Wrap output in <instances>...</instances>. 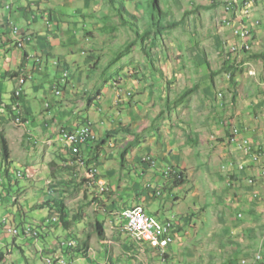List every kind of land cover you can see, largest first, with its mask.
<instances>
[{
    "label": "rangeland",
    "instance_id": "1",
    "mask_svg": "<svg viewBox=\"0 0 264 264\" xmlns=\"http://www.w3.org/2000/svg\"><path fill=\"white\" fill-rule=\"evenodd\" d=\"M30 1H32V6H36V8L33 11L29 10L30 13L28 18L24 13L22 15L20 10L23 11L22 8L29 4ZM109 1L110 0H14L13 6L15 7V11L11 12L9 9L7 10L5 6L6 0H0V38L3 36L5 39L9 36L15 37V32L13 33L15 26L19 27L21 33L22 31H27L29 33H35L36 35L42 34L44 31H55L58 27V23L62 29L65 27L71 28L76 31L78 35L77 37V35L74 34V39L78 38L79 41L74 44L75 41L71 40L74 42L73 44L66 43L61 45L62 47H59V51L57 50L56 54L61 52L68 56L72 80L75 81L74 85L81 93V96L76 98L82 97L87 99V97L93 94V91L98 92L106 87L105 90H108V93L106 91V96L99 104L104 114L111 115L114 113L121 116L120 114L122 111L123 116H127L126 108L123 109L122 107V110L118 108L120 105L117 101L119 92L123 91V87L131 82L135 84V87L128 91L132 93L130 98H132V100L135 99L136 102L143 101L147 96L142 98L140 91L141 85L139 88L138 84L141 83L145 85L146 83L151 84L153 82L152 80H154L153 78L155 77L152 76L151 71L154 66L160 70L157 71V78H166L169 81H173L172 83L177 82L175 86H172L175 88L174 91H177L172 94V99L182 94L186 88H192L197 83L200 84L199 89L192 92L190 95V99L192 100L191 103L193 105L195 104V106H199L198 112L193 109L187 113L190 118L189 120H192L191 123H195L197 117L205 115L211 116L212 111L217 118L222 117V119H218L219 122L231 120L234 125H239L244 129H254L249 131V136L251 137V135H254L255 139L260 140L264 149V56H253L255 54H264V0H253L254 6L252 14L254 18L260 20L261 23L255 26L251 42L252 49L250 52L234 50L232 55V62L235 60V63L231 65V67H235V69H232L234 72V79L237 81L236 85L233 78L227 76L224 59H226L227 50L230 49V42L236 41L233 28L235 22H238L239 19L235 20L233 14L226 11L234 10L233 8H228L227 2L225 3L223 0H159L160 6H162L164 10L169 11L167 20L170 22L178 21V25L164 30L162 35H158L159 38L153 33L144 39V41L141 39V41L135 42L134 40L137 38L135 28H133L131 24L127 26L121 24V19L116 9ZM215 1L217 4L213 5ZM121 2L124 3L132 14L136 15V19H134L125 14V18L128 19L130 23L138 24L140 33L145 32L150 27V10L147 8L148 0H119L117 7H121ZM29 6H27V8ZM37 7L41 8L37 9ZM52 9L57 12L56 20L51 19L50 14L51 12L53 13V11H51ZM154 13L158 14L159 11L156 9ZM85 14H90L86 21V18H84L86 17ZM106 16H109L108 20H106ZM7 17H10V19ZM227 18H230L232 22L228 23L226 21ZM85 23L90 30L87 34H85ZM104 24H110L114 29L108 27V30H103ZM89 33L92 34V37ZM61 36L64 37L66 35L62 33ZM128 44H133L129 47L130 50H126ZM143 48H146L148 52L151 53V62L148 61ZM77 56H80L81 62L76 60ZM206 57L211 59V64H209ZM192 58L198 60L197 67L199 68L190 72L187 71L185 67L183 68V66L188 64V62L185 63V61H189ZM227 59L229 60V57ZM211 69H220L219 73H221L214 79L211 74ZM175 70H179L180 75H177L178 78L172 77ZM49 71L50 75L46 80L48 79L49 84H53L56 77L59 75V71L56 67H50ZM108 75L109 77H115L116 81L114 82L111 79L109 83L106 78ZM149 78L152 80L150 81ZM166 84L167 82L163 81L159 83L155 91H151L153 97L144 104V109H141V112L143 110L147 117L145 120L138 122L136 126L132 124V129L139 130L141 125L146 124L148 129L146 132L141 133L144 135L145 133L147 135H151L152 133H155L154 135H159L158 131L163 123V119L160 118L159 114L161 109H164L165 103L169 100V96L171 95V91L168 90L170 88H167ZM68 88V90L64 91L63 97L73 100L74 94L72 90L74 87L70 86ZM86 88L91 90L90 94L84 92ZM164 88L166 89L162 92ZM48 89L51 90V87ZM135 89L137 90L136 92ZM146 91L148 90L145 89L143 92ZM163 93L166 99L161 98ZM219 94L223 95L220 96ZM121 98L122 97H119V99ZM114 99H116L115 103H113ZM71 102L75 107L73 111L70 112L74 115V111L77 110L78 106H82L83 103L78 102V106L76 107L77 104L73 101ZM202 103L208 107L206 112H204L205 114L200 112L204 109ZM111 105L114 107V110L110 107ZM85 107L86 105L83 106V109ZM84 111H87V109L78 112V115L86 113ZM89 114L90 119L94 121L95 115L92 111ZM165 116L168 119L165 124L169 122V125H167L169 128L171 123L180 121L175 120L178 118L176 117V113L174 116H172L171 113H167ZM171 116L172 118L170 119ZM151 124H154L152 128ZM165 124L163 127H166ZM177 126L176 129L179 130L180 127ZM17 127L18 128H16L14 124H10L6 127V137L12 155L10 167L12 168L11 176L14 179V186L11 187L6 179V181L3 182L6 183L7 190L3 192V188L0 187V195L3 198H0V223L3 218L8 217L10 221L15 219L19 224L22 219L25 218L24 215H26L27 223L36 227L49 213L48 209L34 207L35 204L47 198L44 189L48 191L49 187L46 183L49 181L51 183L55 182V175L57 174L58 176L56 178L58 180L62 178L72 179V174L64 170H62L61 173V171L57 169V165H54L52 162H48L50 164L49 168L45 162L39 161V164L37 162H35V164L36 168H38L37 173L41 174V177L38 176L35 180L33 176L36 175L33 173L30 174L29 172L27 173V177H18V172L25 169L23 165L26 163V159L25 151L21 147L24 137L21 131L22 127ZM221 129H223V131L225 129L222 124ZM247 129L244 130L246 132L242 134L243 137H246L247 134L245 135V133H248ZM96 133L98 137L96 142L98 143L100 142L99 135L103 136L104 130L101 132L96 131ZM193 135H195V133H193ZM175 139L177 138L175 137ZM218 141V143H220V139ZM112 142H115V145L109 150L106 148L99 159L93 161L102 162L110 151L114 152L115 159L111 165L113 168L117 169L118 172H121V167L123 165L122 151L125 150V147L119 139L118 141L114 139ZM124 145L126 146V142ZM184 145H186V142ZM191 147L194 148L193 146ZM38 154V157L42 156L41 153ZM169 160L173 162L172 159ZM199 163H201V161H199ZM215 163L218 162L216 161ZM105 164L110 163L106 162ZM5 165H7V163L4 161L3 152L0 147V176L4 173ZM130 165L131 164H129L127 168L134 173V169ZM200 165L201 164H197L193 166L195 167L194 169L190 170V181H187L185 184L187 189L192 188L193 185L198 182H202L206 190L210 187L211 189L215 187L207 183L209 176L206 174H208L209 167H201ZM217 165L219 166L220 164H216V167ZM214 167L215 165L212 166V169H214ZM53 169H56L55 175L53 174ZM78 173L85 175V171L83 170H79ZM135 176L136 175H133L134 178ZM42 178L43 181L41 182ZM214 182L216 185L221 183H219L217 179ZM221 184L227 188L225 182ZM84 187L85 185H83V188ZM71 188L72 185L68 189L70 190ZM83 188L81 185L78 189H72V192L64 194L57 192L59 196L64 195L70 214L75 213L76 215L80 209H84L83 213L86 212V216L75 222V224L74 222L72 223L73 229L71 232L66 230L63 231V229L60 228H54L56 235L61 233L63 239L72 238L75 235L79 238L77 245L84 240H88L93 250L91 251L92 255L88 258L90 262L87 264H101L97 261V257H99L101 251L104 252L106 244L108 249L107 255L112 258L113 264H161L158 249L137 246L134 245V243L131 244L132 242L127 239L130 237L126 234L125 236L127 238L118 240L116 234L111 231L110 224L107 225L108 238L105 241L106 244L101 246L95 227H93V223L97 219V214L94 211L95 207L91 201L88 200L89 195L88 198L85 196L86 193H90L89 190L87 189L85 192ZM261 197L263 204L264 192H261ZM18 199L19 202H16ZM181 211H183V208ZM185 211H188V209ZM262 211L264 212V205ZM74 216H72V218H74ZM262 216H264V213ZM152 219L156 218L152 217ZM260 220L264 223V217H261ZM119 221L124 223L125 220L120 217ZM20 231L22 234L21 226ZM205 232L209 234L212 232L211 228H208V225L206 228L203 227L199 235ZM55 237L54 235L49 236L46 240L49 244H53L56 241ZM12 240V235H7L0 239V247L10 243L9 249L11 251L14 250L13 254L8 253L6 255L5 263L16 260V264H27L26 257L18 246L12 245ZM26 242L29 241L24 240L23 237L18 239V244H26L29 246ZM41 242H43V239H41ZM39 244L40 243H34L32 244V248H24L26 255L30 257L31 264H44L40 255L36 252L35 246L39 249ZM5 250H7V248H5ZM77 258L78 260L75 264H83L86 261L85 258H80V260L78 255L75 259ZM227 263L228 262H226V264Z\"/></svg>",
    "mask_w": 264,
    "mask_h": 264
},
{
    "label": "crops",
    "instance_id": "2",
    "mask_svg": "<svg viewBox=\"0 0 264 264\" xmlns=\"http://www.w3.org/2000/svg\"><path fill=\"white\" fill-rule=\"evenodd\" d=\"M33 8H36V6H33ZM13 11H15V7L11 10V12ZM51 11H53L51 16L56 18L57 12L54 9ZM20 12L23 15V11L20 10ZM7 18L10 19V17ZM60 32L66 36L62 37ZM74 34L77 35L73 29L66 27L62 29L58 24L55 31H44L39 35L22 31V35H29L33 40L32 44H26L25 49L15 47V41H12L15 40V37L12 36L0 41V133L6 136V127L14 124L12 116L19 112H22V115L29 120V123L20 126L24 136L21 147L25 151L26 159L23 166H25L27 172L36 175L33 176L35 180L38 176L41 177V174L37 173L38 168L35 164V162L40 161L45 162L49 168L50 164L48 162H52L57 165V169L61 173L64 170L80 176L81 174L76 173L79 172L78 166L75 165V168L70 166L74 163L72 153L61 132L64 129L74 130L78 126L90 122L95 131L101 132L104 130V135H99L100 142H92L83 147V152L89 160H98L106 148L109 150L115 145V142H112L114 139L115 141L121 140L125 147V150L122 151L123 165L121 172H118L111 165L115 159L114 152L110 151L102 162L95 161L99 165L101 175L108 183L109 191L99 194V190L94 186H86L84 182L79 181L80 185H85L83 188L85 192L87 189L89 190L90 193H86L85 196L89 195L88 200L95 207L96 218L106 222L107 231V225L110 224L111 231L116 234V237H122V227L125 225V221L124 223L119 221L121 212L126 208L139 204L145 207L149 215L155 216L163 222L174 220L175 240L168 249L171 264H226V262L229 264L247 256L252 257V261H254V254L264 246V223L260 220L261 217H264L262 216L264 203L262 204L261 197V192H264V178L260 175L259 166L229 142L230 129L225 125L227 120L219 122L218 119H222V117L217 118L211 111V116L197 117L195 123H191L192 120H189L187 113L193 109L198 112L199 106L191 103L190 95L199 89L200 84L197 83L192 88H186L182 94L190 89H194V91L185 97L183 101H179L182 94H179L175 99L171 98L172 94L177 92L172 87L177 82L172 83L173 81L166 78H157V73H155L152 74L155 77L154 80L149 78L150 81H153L151 84H138L139 88L141 85L142 98L145 96L147 98H144L141 102L128 98L119 107L120 110H122V107L123 109L126 108L127 116H123L122 111L121 116L114 113L111 115L104 114L99 104L106 96V91L108 93V90H105L106 87L99 93L97 99L95 98L96 101L92 102H96L95 107L91 105L87 111H84L86 113L78 115V112L84 110L83 106L86 105L87 99L76 98L80 91L76 89L72 76L69 77L66 83L67 86H63L61 95H57L54 91V84L63 75V69L70 70L68 56L61 52L56 54V52L63 44H73L74 42L71 40H74V44H76L79 39H74ZM36 41H39L40 44L36 45L35 49L34 44H36ZM36 50L40 52L39 55H43H41L43 65H41L42 69H39L38 65V70L35 71L33 63L36 55L33 51ZM57 60L61 63L58 66L54 63ZM76 60L81 62L80 56H77ZM208 61L209 64L212 63L211 59H208ZM186 62L188 64H185L183 68L185 67L187 71L192 72L194 69L199 68L197 67L198 60L196 58ZM50 67H56L57 70L60 67L58 70L59 75L53 84H49L48 79L46 80L50 75ZM220 69H211L214 79L221 73H219ZM13 72L18 74L13 75ZM20 75H32L33 78L27 81L18 108L14 105L16 100L14 93L18 87V77ZM177 75H180L179 70H175L172 77L178 78ZM163 81L167 82L166 87L170 88L168 90L171 91V95L165 103L166 108L161 109L159 116L165 124L168 120L165 115L171 113L174 116L176 113L178 118L175 120L180 121L171 123L170 128L167 127L169 122L165 124L166 127H163L164 124L162 123L158 131L159 135H154L155 133L151 135L145 133L144 135L141 132H146L148 129L146 124L141 125L139 130L132 129V124L136 126L138 122L146 119L147 116L143 110L141 112V109H144V104L153 97L151 91H155L159 83ZM70 86L74 87L72 90L73 100L63 97L64 91L68 90ZM50 87L51 90L48 89ZM134 87L135 84L131 82L128 85L126 84L123 87L124 93L132 90V88L134 89ZM145 89L149 92H143ZM84 92L89 94L91 90L86 88ZM161 98H165L164 93ZM115 100L113 103H115ZM71 101L77 104L76 107L78 102L83 103L82 106L77 107L74 115L70 112L75 107ZM110 107L114 110L112 105ZM202 107L204 109L200 112H206L208 107L204 103H202ZM91 111L95 115L94 121L90 119L89 113ZM221 124L225 127V132L221 129ZM151 125L152 128L154 124ZM176 126L180 127L179 130L176 129ZM16 128H18L17 125ZM252 130L254 129H247L246 137L261 143L260 140L255 139L254 135L249 136V131ZM219 139L220 143H218ZM125 142L126 146L124 145ZM185 142L186 145H184ZM38 153H41L42 156L38 157ZM147 155L155 158L159 165L151 167L149 163L144 162L143 158ZM169 159H172L173 162ZM78 161L82 166L85 165L81 162L83 161L82 157ZM216 161L218 163H215ZM106 162L110 164H105ZM129 164L134 169V173L128 170L127 166ZM197 164H201V167H209L208 174H206L209 176L207 183L215 186L212 187L213 189L210 187L206 190L202 182L195 183L189 189L185 187L187 181H190V170L194 169L193 166ZM216 164L220 165L216 167ZM241 164L246 166L244 170L240 168ZM214 165L215 167L212 169ZM167 166H175L184 170L186 181L178 185L175 184L171 178L163 173ZM74 169H77V171L75 172ZM53 170L55 175L56 169ZM133 175H136L135 178ZM252 177L256 179V184L249 183L248 180ZM69 179L66 178L67 181ZM216 179L219 183L225 182L227 188L222 186L221 183L216 185L214 182ZM149 184L151 185L150 188L147 187ZM157 189L162 191L161 196L154 195ZM182 208L183 211H181ZM186 209L188 211H185ZM82 215V218L85 217L86 212ZM207 225L212 232L199 235L203 227L206 228ZM134 245L137 244L134 243ZM250 264L252 263L250 262Z\"/></svg>",
    "mask_w": 264,
    "mask_h": 264
},
{
    "label": "trees",
    "instance_id": "3",
    "mask_svg": "<svg viewBox=\"0 0 264 264\" xmlns=\"http://www.w3.org/2000/svg\"><path fill=\"white\" fill-rule=\"evenodd\" d=\"M118 1L119 0H110L109 2L116 9V11H117V13H118V15H119V17L121 19V24L123 26H127L128 24H131V26H133V28H135V32H136V36H137V38L134 40L135 42L136 41L137 42L138 41H141V39H143L142 41H144V39H146L147 37H149L153 33H155V36L157 38H159L158 35H162L163 32H164V30H166L167 28H172V27L178 25V23H179L178 21L170 22V21L167 20L168 17H169V11L168 10H164L162 8V6H160L159 0H148V5H147L148 7L147 8L150 10V17H149L150 18V22H149L150 23V27L145 32L140 33V30L138 28V24H136V23L135 24L134 23H130V21L125 18V14L133 17L134 19H136V15L132 14L126 8V6L124 5L123 2H121V7H117ZM13 4H14V0H6L5 6H6L7 10L9 9L11 11L14 8ZM214 4H217V2L215 1L213 3V5ZM7 5H9V7H7ZM12 6H13V8H12ZM27 6H29V9L27 8ZM40 8L41 7H38L37 9H40ZM34 9L35 8H33V6H32V1H30L29 4H27L25 6V8H22L23 13L28 18H29V13H30L29 10L33 11ZM156 9L159 11L158 14H155L154 13V11ZM51 14H53V13L51 12ZM89 15L90 14H85V16H86V17H84V18H86L85 21L88 19ZM51 19H55L56 20V18H54L53 16H51ZM108 19H109V16H106V20H108ZM108 27H111L112 29H114L113 26H110V24H108V25H105L104 24L103 30H108L109 29ZM89 31L90 30L88 29L87 24L85 23V34H87ZM3 34H5V33H3ZM89 34L92 37V34L91 33H89ZM3 39H4V36L0 38V41H3ZM34 39L36 40V38H34ZM12 41H15L14 42L15 43V47L20 48V49H25L26 44L27 43H31L32 44V41L33 40H32V37L29 36V35H21V36H15V40H12ZM39 44H40V42L39 41H36V44H34L35 49H36V45H39ZM132 45L133 44H128L126 50H128L129 47L132 46ZM143 49H144L145 55L148 58V61L151 62V60H150L151 53L148 52V50L146 48H143ZM33 52H34L35 55H37V57H36L37 59L35 58V62L33 63V68L36 71V70H38V65H39V69H42V66L41 65H43V63H42L41 60L43 58L42 57L43 55L42 54H41L42 56L39 55L40 52H38V50L33 51ZM246 52H250V51H246ZM253 56L254 57L255 56L256 57H261V56H264V54L263 55H261V54H255ZM227 65H228V63L226 61L225 62V67ZM232 68L235 69L234 66H232ZM152 69H153L151 71L152 74H155L154 72L157 73V71H160L158 68H155L154 66L152 67ZM228 69H229V67H228ZM17 74H18L17 72H15V73L13 72V75H17ZM69 76H71V74L67 75L66 78H68ZM63 77H64V75H62L59 78V80L57 81V84H62L63 83V81H62ZM31 78H33L32 75H25V80H29ZM106 78H107V80H108L109 83H110V80L111 79L114 82L116 81L115 80V77L114 78L113 77H109V75ZM232 78H233L234 83L236 85L237 84V81H235V79H234V72H233ZM66 86H67V84H66ZM101 91L102 90H100L98 92H96V91L93 92V93H95V98L98 97V95H99V93H101ZM192 91H194V89H190V90L185 91L182 94V96L180 97V100L179 101H182L185 97L189 96ZM119 93L120 94L124 93V89H123V91H121ZM76 96L77 97L81 96V93H78ZM94 101H96V100H94ZM92 102H93L92 95H90L89 97H87L86 107L84 108V110L89 109L91 105H94L96 103V102L95 103H92ZM228 124H231V123H228ZM236 128H239V127H236ZM229 129H230V132H229V135L228 136H233V130L234 129L233 128H229ZM241 129H244V128L240 127V130ZM249 141H251V143L253 144L252 153L253 152L258 153L261 156V159L263 160V161H254V163H256L257 166L260 167V175L262 176V171H263V168H264V149H263V146H262L261 143H258L255 140L249 139ZM253 141H254V143H253ZM0 147H1L2 152H3L4 161L7 163V166H9L10 163H11V157H12V155H11V149H10V145H9L8 139L5 136V134H3V133H0ZM72 158H73L72 161H74L76 159L75 156H72ZM81 162L82 163H85L84 160L81 161ZM75 165L76 164L73 163V165H70V166H72L73 168H75ZM245 168H246V166L244 165V169ZM74 171L76 172L77 169H74ZM76 173H78V172H76ZM182 173H184V172H182ZM71 174H72V179H69V181H67L65 178H62V179H59L58 180L56 178L57 175H55V182H52L51 183L49 181L48 183H46L48 185V187H49L48 188L49 189L48 191L46 189H44L45 190V193L47 194L46 195L47 198H45L44 200H42L39 203H37V204L34 205L35 208L36 207H41V208L48 209V211H49V213H48L49 215L48 216H45L43 218V221L48 220V223L43 222L44 223L43 225L38 224L40 233L44 237H46L48 235H51L52 234V230L54 228H61V229H63V231L64 230H66V231L67 230H70L72 228V223L73 222H76L79 218H82V216H83L82 214H83L84 209H80L79 212L76 215L74 214L75 215L74 218H72V216L69 218L68 215H67L69 213V209H68L67 204L65 202L64 195H60V196L57 195V192H60V193H63L64 194V193H67V192H72V189H78V187H80V183H79L80 176H78L77 174H74L72 172H71ZM25 175H26V173L24 174V177H27ZM5 177L8 180L9 185L11 187H13L14 186L13 180H12L13 177L11 176L10 170L7 167H6V170L4 171V173L2 174V177H1L0 180L6 181V180H4ZM262 177L264 178V176H262ZM251 179H254L252 184H256L257 183L255 181L256 179L254 177H252ZM3 181L0 182V187H2L3 188V192H5L7 190V185ZM42 181H43V179H42ZM82 181L85 182V181H88V179L87 178H83ZM185 181H186L185 178H182V179H177L176 178L175 184L178 185L180 183H184ZM71 185H72V188L69 190L68 188ZM86 197L88 198V195H86ZM0 198H2L1 195H0ZM16 202H19V199ZM24 216H26V215H24ZM6 224H11V225H16V226H21L22 227V225L24 223L23 222H20L18 224L15 221V219L10 221V219L8 217H5V218H3L2 222L0 223V229H3L4 230V227H5ZM93 227H95V230H96L97 235H98V237L100 239V242L103 243L104 241H106L107 240V235H106V230H105V222L104 221H101V219L98 218L93 223ZM46 233H49V234H46ZM61 236H62V234H59L58 235V239H60L59 237H61ZM165 236H168V237L172 236V230H170L169 233H167ZM118 239L119 240H122L121 237L118 238ZM9 244L10 243H8L6 245H3V247H0V264H16L14 260H12V262H10V263H5L6 262V253H5L6 250H5V248H8ZM90 246L91 245H90L89 241L84 240L79 245V247H78V252L80 253V255L84 256V258H85L89 254ZM72 249H73V247H72ZM106 249H107V244H106ZM106 249L103 252V255L104 256L107 255V251L108 250H106ZM260 250L264 251V246H262V248ZM26 260H28L27 257H26ZM112 262H113V260L111 259V261H109V264H113ZM27 264H29V263H27Z\"/></svg>",
    "mask_w": 264,
    "mask_h": 264
},
{
    "label": "clouds",
    "instance_id": "4",
    "mask_svg": "<svg viewBox=\"0 0 264 264\" xmlns=\"http://www.w3.org/2000/svg\"><path fill=\"white\" fill-rule=\"evenodd\" d=\"M256 19V18H255ZM257 20V19H256ZM260 21V20H259ZM261 22V21H260ZM15 28H18V30H19V32H18V34H15L14 33V29ZM14 29H13V33L16 35V36H21L22 35V33H21V31H20V29H19V27H15ZM36 58V57H35ZM236 58V57H235ZM37 59V58H36ZM224 61L226 62L227 61V63H228V65L226 66L227 68H226V72H227V76L228 77H232L233 76V69H232V67H231V65H233L234 63H235V60L233 61V62H231V61H229L228 59H227V57H226V59H224ZM54 63H55V65L56 66H58V65H60L61 63L57 60V61H54ZM228 67H229V69H228ZM59 68L60 67H58V70H59ZM64 72H66L67 73V75H69L70 74V70L69 69H63V75H64ZM229 73H231V76L229 75ZM70 77V76H69ZM69 77L68 78H66L65 77V79H64V77H63V79H62V81H63V83L62 84H54V91L56 92V94L57 95H61V93H62V88H63V86H65L66 85V83H67V81H68V79H69ZM21 79H23L24 80V83H21L20 81H21ZM27 81L28 80H25V75L23 76V75H20L19 77H18V87L16 88V90H15V106L16 107H20V104H19V102H20V99L22 98V96H23V94H24V91H25V88H26V85H27ZM61 81V80H60ZM57 90H59L60 91V94H58L57 93ZM94 92V91H93ZM92 92V93H93ZM119 95V97H122L121 99H119V97H118V99H117V101H118V104H120L119 105V107L120 106H122L123 105V103L126 101V100H128V98H130V96L132 95V93L131 92H126V93H122V94H118ZM220 96H222L223 94H219ZM92 99H93V101L95 100V93H93L92 94ZM95 103V102H94ZM92 107H94V105H92ZM118 107V108H119ZM12 121H13V123L15 124V125H17V126H22V125H25V124H27V123H29V120L28 119H26L23 115H22V112H19V113H17V114H15V115H13L12 116ZM228 123H231V124H228ZM225 125L226 126H228L229 128H235V127H239V129H240V126H238V125H234V123H232L231 122V120L230 121H226L225 122ZM83 126H89L90 128H91V130L93 131V133H94V135H95V138H93V139H89V140H87L86 142H84V143H82L81 144V146H80V148H81V151H80V156L82 157V158H84V160H85V162H86V166L85 167H83V166H81V165H79L78 163H77V159H78V156H76L74 153H73V151H72V149H71V147L68 145V143H67V141H66V145L69 147V149H70V151H71V153H72V156H75L76 157V159L74 160V163L78 166V168H79V170H83V171H85V175H83V174H81L80 175V180L79 181H81V182H83L82 181V179L83 178H87L88 179V176H87V173L88 172H86V171H88L92 166H97L98 167V169H99V177H101V178H103L105 181H106V179L101 175V172H100V168H99V165H98V163L97 162H95V161H91V160H89V158L84 154V152H83V147L85 146V145H89L90 143H92V142H96L97 141V139H98V137H97V133H96V131L94 130V128L92 127V125H91V123L90 122H88V123H85V124H83V125H81V126H78L76 129H74V130H63L62 132H61V134H62V136H63V139H65L66 140V137H65V134H72V133H75L78 129H80L81 127H83ZM245 131H244V129H241V133L243 134ZM230 137L231 136H228V139H229V142L231 143V144H233V145H235L234 143H232L231 141H230ZM244 138H247V139H249L248 137H244ZM236 146V145H235ZM237 147V146H236ZM238 149V148H237ZM239 150V149H238ZM241 152H243L242 150H240ZM244 153V152H243ZM245 154V153H244ZM246 155V154H245ZM246 156H248V155H246ZM148 157H151V158H153L152 156H150V155H147V156H145L144 158H148ZM249 158H251L252 159V157L251 156H248ZM144 158H143V161H144ZM153 159H155V158H153ZM156 160V159H155ZM253 160V159H252ZM157 161V160H156ZM261 161H263L262 159H261ZM144 162H146V163H149L150 164V166L151 167H156V166H152L151 165V163L150 162H147V161H144ZM158 162V161H157ZM254 162V161H253ZM11 165V164H10ZM10 165L9 166H7V165H5L4 166V171L6 170V167L7 168H9V170H10V173L12 174V168L10 167ZM159 165V164H158ZM157 165V166H158ZM241 166H243V168H241ZM168 167H172L173 169H175V170H178L180 173H181V175H182V177L181 178H177V179H182V178H186V176H185V172H184V170H181V169H179V168H177V167H175V166H167V167H165V169H164V171L166 170V168H168ZM240 168L242 169V170H244V164H241L240 165ZM164 171H163V173H164ZM182 172H184V173H182ZM26 173V175L25 176H28L27 175V170L26 169H24V170H22V171H19L18 172V177H24V174ZM23 175V176H22ZM1 177L2 176H0V179H1ZM167 177H169V178H171L172 180H173V182L175 183V181H176V178H173L174 176L172 175V176H167ZM262 177V176H261ZM251 178H249V180H250ZM4 180H6V177L4 178ZM12 180H13V184H14V179L12 178ZM248 180V181H249ZM1 181H3V180H0V182ZM249 183H250V181H249ZM84 184L86 185V186H94L96 189H98L99 190V194H104L105 192H107V191H109V186H108V183H107V181H106V187H107V190H105V191H101L100 190V188H99V185L97 184V183H92V182H90L89 181V179H88V181H85L84 182ZM252 184V183H251ZM81 186V185H80ZM147 187H149V186H147ZM151 187V186H150ZM149 187V188H150ZM82 188H83V186H82ZM158 190H160V189H157V190H155V192H154V195L155 196H157V194H156V191H158ZM161 191V190H160ZM161 195H162V191H161ZM161 195H159V196H161ZM136 206H142L144 209H145V207L143 206V205H135V206H133V207H130V208H134V207H136ZM126 209H129V208H126ZM126 209H124V210H126ZM123 210V211H124ZM122 211V212H123ZM145 211H146V209H145ZM122 212H121V218L123 219V217H122ZM147 212V211H146ZM148 213V212H147ZM74 214L75 213H73V214H70V212L67 214L68 215V217L70 218L71 216H74ZM49 215V214H48ZM47 215V216H48ZM155 217V216H154ZM157 218V217H156ZM56 219V218H55ZM158 219V218H157ZM79 220H81L80 218L77 220V221H79ZM124 220V219H123ZM158 220H160V219H158ZM76 221V222H77ZM161 221V220H160ZM170 221H172L173 222V225H174V228H173V230H172V236L174 237V230H175V223H174V220H170ZM21 222H23L24 224L22 225V234H21V231H20V226H16V225H11V224H6L5 225V227H4V230L3 229H0V239H2L3 237H6L7 235H12L13 236V240H12V245L13 246H18L19 247V249L22 251V253L24 254V256L25 257H27L28 258V260H27V263H29V264H31V262H30V257H28L27 255H26V253H25V249L24 248H32V244H34V243H40L39 244V249L35 246V248H36V252H38L37 254L38 255H40V258L42 259V261L44 262V264H75V262L78 260V258L77 259H75V257L78 255V257H79V259L81 258H84V256H82V255H80V253L78 252V247H79V245L81 244V243H79V245H77L78 244V241H79V238L77 237V236H75L74 234V237H72V238H66V239H63L62 238V236L60 237V239H58V235L59 234H57L56 235V233L55 232H53V231H55L54 229L52 230V234L51 235H48V236H46V237H44V236H42L41 235V233H40V230H39V226H36V227H33L32 225H29L28 223H27V221H26V216H25V218H23L22 219V221ZM43 222H45V223H48V220H46V221H41L39 224L40 225H43L44 223ZM163 222V221H162ZM126 223V222H125ZM74 224H75V222H74ZM125 226V225H124ZM124 226L122 227V239H125V238H127L126 236H125V234H124ZM10 228H12V229H14V230H17V233H12V232H9V229ZM61 229V228H60ZM73 229V226H72V228L70 229V230H67V231H70L71 232V230ZM105 230H106V235H107V229H106V226H105ZM59 232V231H58ZM57 232V233H58ZM51 233V232H50ZM97 233V232H96ZM46 234H49V233H46ZM61 234V233H60ZM56 236L55 237V239H56V241L53 243V244H49L48 243V241L46 240V238L47 237H49V236ZM21 237H23L24 238V240H26V241H29V242H26L29 246H27L26 244H18V239L19 238H21ZM99 238V237H98ZM107 238H108V236H107ZM119 238H120V236H119ZM41 239H43V242H41ZM118 239V238H117ZM127 239H129V238H127ZM119 240V239H118ZM130 240V239H129ZM174 240H175V238H174ZM174 240L171 242V244L170 245H168L167 247H160V246H154V245H152V244H150L149 242H138V241H136V240H134V239H131L130 241L132 242V244L133 243H135V244H137L138 246H143V247H150V248H155V249H158L159 250V256H160V260H161V263L162 264H171V262H170V260H171V256H170V254H169V252H168V249H169V247L172 245V243L174 242ZM88 241V240H87ZM135 241V242H134ZM103 244L105 245L106 244V242L104 241L103 243L101 242V246H103ZM91 245V244H90ZM9 246H10V244H9ZM9 246H8V248H7V250L5 251V253H6V255L8 254V253H11V254H13L14 253V250H10L9 249ZM72 247H73V249H72ZM93 250V247L92 246H90V249H89V254L85 257V263H83V264H87L88 262H90V260H88V258H89V256L90 255H92V251ZM106 250H108V249H106ZM108 252V251H107ZM74 259H75V261H74ZM80 259V260H81ZM96 259V258H95ZM111 257L109 256V255H106V256H104L103 255V252L101 251L100 253H99V257H97V261L99 262V263H101V264H109V261H111ZM37 260V259H36ZM241 260V259H240ZM239 260V261H240ZM15 262H16V260H14ZM92 263V262H91ZM111 263V262H110ZM113 263V262H112ZM231 263V262H230ZM229 263V264H230Z\"/></svg>",
    "mask_w": 264,
    "mask_h": 264
},
{
    "label": "built area",
    "instance_id": "5",
    "mask_svg": "<svg viewBox=\"0 0 264 264\" xmlns=\"http://www.w3.org/2000/svg\"><path fill=\"white\" fill-rule=\"evenodd\" d=\"M223 2L234 3V10H225L228 13L233 14L235 20L239 19L238 22H235V26L233 28L236 41L230 42V49L227 50L226 54V57H229V61L232 62L234 50H243V52H246L252 49L251 42L255 26L259 25L261 22L256 20L252 14L254 6L253 0H223ZM230 20V18L226 19L228 23L232 22ZM14 32L15 34H18V28H15ZM229 75L231 76V73H229ZM66 76L67 73L64 72V79ZM57 93L60 94V91L57 90ZM80 130H83V137H80V139H71V146L74 150H77V145L79 142H86L87 140L94 138V133L89 126H83L80 128ZM230 141L234 143L239 150H242L246 155L251 156L253 161H261V156L258 153H252L253 144L251 141H249V139L242 136L241 130L239 128H234L233 136L230 137ZM144 161L150 162L152 166L158 165V162L151 157L144 158ZM241 168H243V166H241ZM91 169L94 173V166H92ZM164 174L166 176L173 175V178L182 177L181 173L172 167L166 168ZM262 176H264V168L262 171ZM100 179L102 180V191L107 190L106 181L101 177ZM249 181L250 183H253V179H250ZM148 186L150 187L151 185L149 184ZM156 194L157 196L161 195V191H156ZM124 220L126 222L125 224L133 225L139 228V233H141V230H148L152 244H157L160 247H165V245H163L164 230H173L174 228L173 222L170 220L162 222L158 219L145 218V209L139 214L124 218ZM9 232L17 233V230L10 228ZM255 254H259V261H252V257L247 256L242 258L240 261L232 262H238V264H242L243 261H251L252 264H264V251L260 250Z\"/></svg>",
    "mask_w": 264,
    "mask_h": 264
},
{
    "label": "bare ground",
    "instance_id": "6",
    "mask_svg": "<svg viewBox=\"0 0 264 264\" xmlns=\"http://www.w3.org/2000/svg\"><path fill=\"white\" fill-rule=\"evenodd\" d=\"M227 3H228V8H233L234 9V3L233 2H227ZM7 7H8V5H7ZM20 82L24 83V80H22ZM65 137H66V141H67L68 145L71 147L73 153L76 156H78L77 163L79 165H81L78 160L81 157L80 156V151H81L80 146L84 142H79V144L77 145V150H74L72 148V146H71V139H80V137H83V130L78 129L75 133L65 134ZM94 138H95V135H94ZM82 159L84 160V158H82ZM84 162H85V160H84ZM85 166H86V162H85V165L83 167H85ZM87 172H88L87 176H88L89 181L92 182V183H97L99 185L100 190L102 191V180L99 177V169H98V167L96 165L94 166V173L92 172L91 168ZM143 211H144V208L142 206H136L134 208H129V209L123 211L122 212V217H123V219L124 218H128V217H130L132 215L139 214V213H141ZM152 217H154V216L149 215L145 211V218L152 219ZM169 231L170 230H164L163 245H165V247L170 245L171 242L174 240L173 236H170V237L165 236L167 233H169ZM124 234L128 235L131 239H134V240H136L138 242H149L150 244H152L151 238L149 237V231L148 230H141V233H139V228H137V227H135L133 225L125 224V226H124ZM152 245H154V244H152ZM155 245L158 246L157 244H155ZM253 257H254V261H259V254H254ZM231 263L232 264H238V262H231ZM242 264H250V262L243 261Z\"/></svg>",
    "mask_w": 264,
    "mask_h": 264
}]
</instances>
